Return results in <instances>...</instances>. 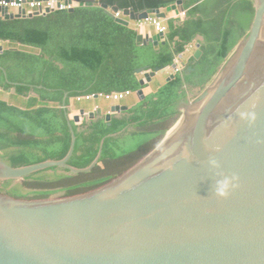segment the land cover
Returning <instances> with one entry per match:
<instances>
[{
  "label": "water",
  "instance_id": "obj_1",
  "mask_svg": "<svg viewBox=\"0 0 264 264\" xmlns=\"http://www.w3.org/2000/svg\"><path fill=\"white\" fill-rule=\"evenodd\" d=\"M74 2L66 0L71 12L97 3L124 26L152 15L166 18L167 11L187 13L183 0L166 11H136L101 0ZM254 3L251 28L216 81V90L136 165L81 194L26 199L0 193V264H264V45L259 49L264 0ZM118 11L122 17L115 16ZM51 12L54 9L10 13L0 6L4 19ZM165 39V32L137 36L143 45L158 46ZM200 46L198 42L196 59L203 53ZM168 67L137 68L144 75L140 84L144 87ZM9 91L15 93L16 88ZM207 92L187 103L183 113ZM68 95L62 102L72 134L66 156L22 166L0 158V187L6 180H23L53 167L87 173L99 163L105 139L115 133L101 140L91 164L75 167L69 163L77 141L73 121L104 118L111 125L130 107L113 104L106 113L99 107L82 108L71 117ZM137 95L145 99L144 88ZM225 180L229 187L222 196L217 189Z\"/></svg>",
  "mask_w": 264,
  "mask_h": 264
},
{
  "label": "trees",
  "instance_id": "obj_2",
  "mask_svg": "<svg viewBox=\"0 0 264 264\" xmlns=\"http://www.w3.org/2000/svg\"><path fill=\"white\" fill-rule=\"evenodd\" d=\"M177 1L101 0L109 6L133 7L136 11L145 7L164 9ZM200 1L183 0L190 8L189 19L183 24L171 20L167 41L160 47L138 44V31L117 23L100 5L77 6L72 12L58 10L32 18L0 17V40L13 45L0 53V66L6 71L0 69V89L15 87L16 94H30L28 100L34 101L19 107L0 99V158L13 166L66 156L72 141L62 108L66 93L69 106L77 96L136 91L142 87L137 68L170 66L196 35L206 38L201 44V58L191 63L192 72H177L124 117L113 118L111 125L104 118L73 121L77 141L69 163L75 167L91 164L101 140L115 133L105 139L101 159L92 171L72 173L53 167L24 178L27 192L11 186L15 180H6L0 193L26 199L48 198L59 192L64 196L85 193L150 154L178 121L193 88L204 89L213 80L249 32L255 16L254 0H206L192 7ZM225 2L228 5L223 9ZM176 36L180 40L173 43Z\"/></svg>",
  "mask_w": 264,
  "mask_h": 264
},
{
  "label": "crops",
  "instance_id": "obj_3",
  "mask_svg": "<svg viewBox=\"0 0 264 264\" xmlns=\"http://www.w3.org/2000/svg\"><path fill=\"white\" fill-rule=\"evenodd\" d=\"M77 1H91V0H75V2H74V5L75 4H77ZM203 1H206V0H201L200 2H198V3H196V4H194L192 7H194V6H196V5H199L201 2L203 3ZM235 3V2H234ZM175 4V3H174ZM94 5H99V4H97V3H95ZM227 5H228V3H224V5H223V9L224 8H226L227 7ZM183 6H184V4H183ZM185 7V9H186V15L185 16H182V11H180V13L181 14H177L175 11H171V12H169V11H167L166 13H167V17L166 18H161L162 19V21H163V23H164V25L165 26H167V27H169V23H170V21L171 20H173L175 23H177V24H183V23H185L188 19H189V14H188V11H189V9L190 8H186V6H184ZM167 8V7H166ZM166 8H164V9H161L162 11H166ZM153 16H155V15H152V17ZM199 16V15H198ZM157 17V16H156ZM129 27H131V28H134L136 31H138V35L140 34V33H142V34H155V33H157L158 31L156 30V27H155V25L153 24V23H151V22H149V21H146V20H143V21H132L131 23H130V25H129ZM169 30L170 29H168L167 31H166V39H165V41H167V37H168V34H169ZM248 34V33H247ZM246 34V35H247ZM245 35V36H246ZM244 36V37H245ZM243 37V38H244ZM242 38V39H243ZM242 39H240V41L242 40ZM180 40V36H176L175 37V40H174V42L173 43H176V42H178ZM206 40V38L202 35V34H198V35H196V37H195V39H193L192 41H196V42H200V44H202V42H204ZM2 41V40H1ZM191 41V42H192ZM239 41V42H240ZM138 42V41H137ZM238 42V43H239ZM10 43V42H9ZM166 43V42H165ZM164 43V44H165ZM238 43H237V45H238ZM138 44H140V43H138ZM163 43H160L158 46H155V47H160L161 45H162ZM140 45H143V44H140ZM147 45H149V44H147ZM151 45H153V44H151ZM173 46L175 45V44H172ZM237 45L234 47V49L231 51V53L229 54V56L232 54V52L236 49V47H237ZM154 46V45H153ZM11 47H13V45L11 46ZM201 47V46H200ZM4 49H5V47H4ZM197 49V48H196ZM195 49V50H196ZM201 49H202V47H201ZM195 52V51H194ZM177 56V55H176ZM229 56H228V58H229ZM189 57H190V55L188 56V57H186V58H184V61H186V60H188L189 59ZM227 58V59H228ZM172 65V64H171ZM171 65H170V67H168V68H166V69H164V70H162V71H160L159 73H157V75H156V77H154L153 78V80L150 82V83H147L144 87L142 86L141 88H144V92H145V94H146V96L148 95V94H151V93H153V92H156L161 86H163L166 82H167V79L169 78V76L171 75V74H174V72H173V68L171 67ZM181 71H182V69H181ZM137 73V72H136ZM137 75H138V78H139V81L144 77V75L143 74H138L137 73ZM140 88V89H141ZM139 90V89H138ZM138 90H136V91H133L134 93H133V95L134 94H136L137 95V91ZM92 94V93H91ZM93 94H95V93H93ZM97 94V93H96ZM96 94H95V96H96ZM98 95H99V97H101L102 95H100V93H98ZM131 96V95H130ZM129 96V97H130ZM98 97V98H99ZM129 97H127L126 99H124V100H122L121 102H120V104H128L129 105V107H130V109L127 111V113H130L129 111L133 108V106H135L137 103H139L140 102V99H139V97H138V95H137V98H136V100L133 102V103H128V102H126V100L129 98ZM146 98V97H145ZM23 99H25V101H28V98L27 97H23ZM95 99V98H94ZM94 99H91V100H88V101H92V102H90L87 106H80V105H76L77 103L75 102V101H80V100H78V99H71V103H70V105H69V107H70V116L72 117L73 115H75V114H77L78 112H79V110L80 109H82V108H85L86 109V111H91V110H95L97 107H99V108H101V110H102V112L103 113H106V112H108L109 111V107H105L106 105H105V103L104 104H99V103H97ZM81 100H83V99H81ZM86 100V99H85ZM142 101V100H141ZM113 105V104H112ZM84 120V119H83ZM82 120V121H83Z\"/></svg>",
  "mask_w": 264,
  "mask_h": 264
},
{
  "label": "built area",
  "instance_id": "obj_4",
  "mask_svg": "<svg viewBox=\"0 0 264 264\" xmlns=\"http://www.w3.org/2000/svg\"><path fill=\"white\" fill-rule=\"evenodd\" d=\"M0 6H5L8 7V11L14 12V13H21L22 10H25L26 14L29 13H34L36 11H45L47 8L54 9V11L58 10H68L72 5L66 3V0H34V1H24V0H0ZM123 13L121 11L115 12L116 17H122ZM186 13L182 12V16H185ZM1 17V16H0ZM146 21H149L153 23L156 27V30L158 32H165L168 30V27L164 25L163 21L161 18H158L156 16H150L149 19H146ZM191 45L194 46L193 42H190L185 45V49L183 52L179 53L175 60L174 63L177 64V68H173L174 74L177 72L181 71L183 68V61L184 58L188 57L189 52L191 53ZM134 92L132 90H123V91H115L110 94H100L102 96H106L113 102H121L122 100L126 99L130 95H132ZM95 97V94H86L83 96H77L76 99L81 100V99H92Z\"/></svg>",
  "mask_w": 264,
  "mask_h": 264
},
{
  "label": "rangeland",
  "instance_id": "obj_5",
  "mask_svg": "<svg viewBox=\"0 0 264 264\" xmlns=\"http://www.w3.org/2000/svg\"><path fill=\"white\" fill-rule=\"evenodd\" d=\"M0 45H3L4 47H5V49H7V48H9V47H11L12 46V44H10L9 42H5V41H1L0 40ZM191 47L192 48H190L191 49V53L189 52V54H191L190 55V57H189V59L188 60H191V58L193 57V53H194V51H195V45L193 46V45H191ZM23 48H25V49H29L28 47H23ZM235 51V50H234ZM234 51L232 52V54L229 56V58L228 59H226L225 61H224V63L221 65V67H220V69H219V71H218V73L216 74V76L213 78V80L204 88V89H201V90H199V91H195V92H193V93H191L190 95H189V97H188V99H189V101H188V103H190V102H194L203 92H205L207 89H208V92L207 93H209L210 91H211V89H212V87L213 86H216V84H217V80H218V78H219V76H220V74L222 73V72H224V68L227 66V64H228V61L232 58V56L234 55ZM173 72H174V70H173ZM31 94H34V92H31ZM30 94H28V96H29ZM27 96V97H28ZM95 98V99H94ZM94 98H92V99H94L97 103H99V104H104L105 103V107H109L110 105H112V104H120V102H113V101H111L109 98H107L106 96H101V97H99V98H96V97H94ZM136 98H137V95L136 94H132L127 100H126V102H128V103H133L135 100H136ZM0 99H5L6 101H8V102H10V103H12L13 105H16V106H19V107H27L29 104H33L34 103V101H25V99H23V96H21V95H18V94H16V92L14 93V92H10L9 90H7V91H4L3 89H0ZM88 100H91V99H88ZM87 99L85 100V99H83V100H80V101H75L77 104L76 105H82V106H87L90 102H92V101H88ZM184 109V108H183ZM187 110V109H186ZM186 110H185V112H186ZM184 113H183V110H182V112H181V115H180V117L183 115ZM180 117H179V119H180ZM178 119V120H179ZM177 123V122H176ZM175 123V124H176ZM174 124V125H175ZM166 137V136H165ZM164 137V138H165ZM59 172H63V170H60ZM48 173H50V174H53L54 172L53 171H48ZM24 181L23 180H16V181H14L12 184H11V186H19L24 192H27L28 191V189H25V187H24V183H23ZM10 189V188H9Z\"/></svg>",
  "mask_w": 264,
  "mask_h": 264
},
{
  "label": "bare ground",
  "instance_id": "obj_6",
  "mask_svg": "<svg viewBox=\"0 0 264 264\" xmlns=\"http://www.w3.org/2000/svg\"><path fill=\"white\" fill-rule=\"evenodd\" d=\"M264 45V28L262 31V35L260 38V43H259V49ZM223 75V74H222ZM221 75V76H222ZM219 81V80H218ZM218 83V82H217ZM218 84L216 86H213L211 91L207 93L206 97L200 101L192 104L189 108H187L186 112L180 117V119L177 121V123L168 131L167 135L170 134L185 118H187L201 103H203L215 90Z\"/></svg>",
  "mask_w": 264,
  "mask_h": 264
},
{
  "label": "flooded vegetation",
  "instance_id": "obj_7",
  "mask_svg": "<svg viewBox=\"0 0 264 264\" xmlns=\"http://www.w3.org/2000/svg\"><path fill=\"white\" fill-rule=\"evenodd\" d=\"M193 43H194V45H195V49L197 48V44H198V42H196V41H192ZM197 50V49H196ZM195 50V51H196ZM195 53V52H194ZM194 53H193V57L191 58V60H186V61H183V68H182V71H184V70H188L189 72H192L193 70H194V68H193V66H192V64H194V63H196L200 58H198V59H196V58H194ZM203 54V53H202ZM202 56V55H201ZM193 60V61H192ZM192 63V64H191ZM190 67H192V69H190ZM189 72H188V74H189ZM184 87H186V86H184ZM199 90H201L199 87H194L193 88V92H195V91H199ZM4 183V182H3Z\"/></svg>",
  "mask_w": 264,
  "mask_h": 264
},
{
  "label": "clouds",
  "instance_id": "obj_8",
  "mask_svg": "<svg viewBox=\"0 0 264 264\" xmlns=\"http://www.w3.org/2000/svg\"><path fill=\"white\" fill-rule=\"evenodd\" d=\"M228 187H229V181L225 180L220 182V186L217 189L218 194L222 196L226 195Z\"/></svg>",
  "mask_w": 264,
  "mask_h": 264
}]
</instances>
